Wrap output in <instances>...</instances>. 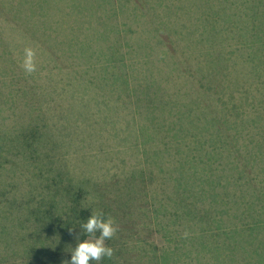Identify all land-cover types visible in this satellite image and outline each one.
<instances>
[{"label":"rangeland","instance_id":"1","mask_svg":"<svg viewBox=\"0 0 264 264\" xmlns=\"http://www.w3.org/2000/svg\"><path fill=\"white\" fill-rule=\"evenodd\" d=\"M44 1H49L48 6L53 9L49 10L45 5L47 11H43L40 9L43 4H40L35 11L27 0H0V51L12 52L16 54V58L17 53L25 51V46L27 47L25 40L28 30L34 28L39 31L47 21L60 22L58 27L60 36L71 41V36L76 34L89 38L108 32L115 20L123 21L125 18V15L118 19L109 17V12L116 16L117 8L121 6L119 0H115L117 8L115 6L111 8L109 4L98 9L92 4L100 3L101 0ZM143 1H147L145 8L150 10L145 19L154 20L160 9L154 11V7L148 4L153 0ZM251 3L252 0H235L229 21L226 22L227 27L222 33H216L215 37L221 38L224 42L233 41L237 31L245 30L248 31L247 35L253 33L257 35L255 29L253 31L246 28L247 21L253 19V16L256 17L255 12H250ZM107 10L109 12L105 15ZM79 17L85 20L80 22L84 24L80 30L72 26L77 24ZM131 19L136 22L135 19ZM186 19L183 12L176 14V20ZM80 23L77 24L78 27ZM136 24L142 27L140 23ZM52 25L46 27L43 33H47ZM86 27L90 29H84ZM36 35L43 36L41 33ZM217 38L213 39L215 47L221 49L224 47L227 50L236 48V42L219 43ZM40 40L43 48L41 54L44 58L42 61L46 63V67L55 66L53 61L57 59L63 72L70 78L75 76L77 69L79 77L84 74L90 80L82 79L83 84H78L58 75V78L53 77L55 82L46 83L42 76L46 75L47 69L45 70L42 62L37 70L28 74L34 86L28 89L25 84L14 81L17 77L15 74L24 70H18L14 60L12 64L7 65L0 57V207L3 206L6 210L12 207L14 201L21 203L31 199H34L35 203L40 192H49L45 185H41L44 179L38 180L40 186L34 182L40 176L60 175L85 181L97 178L102 186H107L118 193L120 190L128 192L126 188L131 179L128 177L140 172L141 178L135 174L139 177L137 186L139 191L143 192L142 178L147 181L146 192H149L147 193L149 201L134 211L135 215L147 213L145 224L140 223L136 226L143 229L145 235L138 236V239H119L120 245L115 248L122 251L119 257L124 259L125 264H164L163 261L154 260L156 257L159 260L161 254V251H156L155 246L164 248L176 245V241L168 240L164 232L156 231L158 226L155 218L149 219L150 214L154 215L152 192L156 193L158 205L168 208L166 216L168 223L171 220H183L185 225L205 228L226 224L227 214L231 215L233 205L242 193L229 192L233 175L230 163L224 161L222 170L216 159L217 168L204 176L203 187L206 180L211 183L208 185L213 192H173L176 190V183L156 166L155 158L158 156L148 157L142 154L139 142L145 138L149 142L146 143L147 147L156 151L164 144L184 147L187 133L190 131H217V112L222 116V113L216 111L218 97L214 92H218V89L205 77L206 66L203 62L200 65V55H203V52L198 42L194 43L181 36L183 54L179 55V46L176 44L178 60H175L171 71L177 79L169 77L167 82L150 83L148 89L152 95L143 99L126 95L124 89L117 87L118 83H122L119 80L116 83V80L106 79L103 75L93 80L94 78L88 75L87 72L93 73L95 62L100 61L96 58L92 46L87 52V57L78 55L76 61L74 54L76 45L70 46L63 41L56 45L50 39L41 37ZM180 47L182 48L181 44ZM261 48L264 51V44ZM34 59L39 63L37 57ZM80 60L83 61L82 65L79 64ZM99 65H102L101 61ZM241 66L239 62L238 68ZM231 67L233 70L229 71L235 82V86L231 87L232 94L239 100L248 98L246 123H249L247 125L252 132L260 133V129L264 130V86L257 78L263 77L264 82V76H253L251 72L241 69L234 71L233 63ZM216 70L214 68L213 72ZM262 70L264 71V65L258 68V72L261 73ZM70 71L71 74H68ZM97 72L100 73L99 69ZM64 80L69 84L63 83L66 82ZM92 84L102 86L103 89L97 86L93 87L94 90L87 89L93 86ZM162 112L168 117V126L165 129L158 126L159 122H166ZM138 116L149 128V131L145 129L144 134L138 129ZM235 120L236 116L233 118V121ZM32 133H36L39 138L28 139L27 136ZM236 139L235 134L231 138V144L235 148ZM220 156L219 152V159ZM262 163L258 167L259 170L264 168V161ZM165 165L177 169L175 163L166 161ZM151 172H154V178ZM251 175L256 186L263 188L264 179H260V174ZM115 179L119 181L114 182ZM221 185L222 191L216 192ZM13 188H16L15 192H10L9 190ZM115 199L110 197L106 202L112 200L114 206L121 207L124 202ZM83 200L87 208L92 205L90 196L86 195ZM99 200L97 197V202ZM259 206H263V201ZM120 214L122 215V207ZM134 217L127 219L121 216V221L116 226L122 227L123 230H131L133 229L131 219ZM16 222L13 216L5 220L4 215H0V226L8 223L9 227L13 228ZM162 229L173 228L167 225V228ZM46 240L47 237L42 235L41 241ZM7 254V245H0V260L3 261ZM127 259H131L132 262Z\"/></svg>","mask_w":264,"mask_h":264},{"label":"trees","instance_id":"2","mask_svg":"<svg viewBox=\"0 0 264 264\" xmlns=\"http://www.w3.org/2000/svg\"><path fill=\"white\" fill-rule=\"evenodd\" d=\"M27 2L33 5L35 11L40 4H43L40 9L47 11L45 5L49 4V1L44 0H27ZM119 2L120 8L115 6V0L112 2L101 0L100 3L92 4L96 9L109 4L111 8L115 6L116 16L110 14L108 10L105 12V15L109 12V17L118 19L125 15L123 21L115 20L110 25V30L100 35H92L88 38L76 34L71 36L70 41L60 36L58 28L60 22L55 23V20L47 21L39 31L30 28L29 33L26 34L27 47L25 48L31 49L34 52V58L39 59V63L34 59V63L38 64H35L36 70L43 62L47 71L45 76H41L46 83L55 82L53 77L58 78L60 75L67 77L70 81L83 84L82 79L85 81L90 79H87L84 74L79 77L77 69L75 76L70 78L63 72L57 59L53 61L55 66L47 65L46 67V63L42 61L44 58L41 54L43 48L40 45V37L48 38L56 45L62 41L70 46L76 45L74 48L76 61L78 55L87 57V52L92 46L96 58L102 63L100 66V61H96L93 73L87 72L94 78L93 80L102 75L106 79L116 80V83L119 80L122 83H118L117 87L124 89L126 95L147 99L152 95L148 89L150 83L167 82L169 77L177 79L171 71L175 60H178L176 44L179 46V55L183 54L181 36L194 43L198 42L203 52L199 62L200 65L203 62L206 66L205 77L218 89V92H214L218 97L216 111L222 113V116H219L217 112V131H190L187 133L184 147H171L164 144L156 151L148 148L146 143L149 142L142 138L139 141L142 154L148 157L158 156L155 158L156 166L176 183V190L173 192H213L209 189L211 183L206 180L203 187V178L217 168L216 159L222 170H224L223 162L227 161L231 164L233 173L229 192L242 193L234 203L231 215L227 214L225 225L205 228L185 225L183 220H171L168 223L166 220L168 208L160 207L156 193L152 192L154 215L150 214L149 219H156L159 227H156V231L164 232L168 240L176 241L173 247L155 246L156 251H161V254L159 260L158 257L154 260L163 261L164 264H264V187H257L251 175L257 173L260 174V179H264V168L258 169L264 161V130L260 129V133H254L248 128L249 123H246L248 98L239 100L232 94L231 87L235 86V82L234 76L229 71L233 70L231 69V63H233L234 71L241 69V71L251 72L253 76H264L263 70L261 73L258 72V68L264 65L262 63L264 51L261 48L264 44L262 41L264 0H252L250 12H255L256 17L253 16V19L246 23V28L253 31L255 29L257 35L254 33L247 35L248 31L246 32L244 28L242 30L245 31H237L233 41L226 40L229 44L236 42V48L233 50L215 47L213 39L217 38L216 33H222L227 27L226 22L229 21L235 0H153L148 4L154 7V11L160 9L154 20L153 18L145 19L150 11L146 10L147 7L145 8L147 1L119 0ZM47 9L53 8L48 6ZM179 12H183L184 18L187 19L176 20V14ZM131 18L142 27H138ZM83 21H85L84 18L79 17L76 23ZM51 24L53 25L48 28V32L43 33L44 29ZM77 24L72 26L78 30L84 27L82 23L80 27ZM84 29H90V27ZM37 33L43 36L39 37ZM217 40L219 43H227L221 41V38ZM15 55L12 52L0 51V57L6 61L7 65L12 64L14 60L18 70H24L21 62L24 61L25 51L17 53L16 58ZM239 62L242 64L240 68H238ZM79 64L82 65L83 61L80 60ZM214 68L217 69L215 72H213ZM71 69L73 70V67ZM67 73L71 74V71ZM15 75H17L15 82L25 84L28 89L34 87L25 71H19ZM262 78L257 79L264 86ZM129 83L131 84L128 86ZM92 85L87 89L94 90L93 87L96 86L103 89L102 86ZM81 88L84 87L81 86ZM162 113L166 122H159L158 126L165 129L168 126V117L165 112ZM234 116H236L235 121H233ZM137 119L141 134L145 133V129L149 131L143 119L139 116ZM235 134L237 148L231 144V138ZM27 138L34 140L39 137L36 133H32ZM166 161L177 164V169H172L170 165L166 166ZM135 174L141 178L140 172L133 173L132 177H128L131 178L126 188L128 192L120 190L118 193L108 189L107 186H102L97 178L85 181L71 177L64 178L60 175L40 176L34 182L40 186L41 183L38 180L44 179L41 185H45L49 192H40L35 203H33L34 199H31L21 203L14 201L12 207L6 210L3 206L0 207V215H4L5 220L10 216L17 220L13 228H10L8 223L0 226V245H7L8 251L3 261L0 260V264H66L68 253L80 240L86 238L80 225L94 212H102L106 218H112L116 227L114 236L105 241L106 245L113 249V256L104 258L99 264H125L124 259L119 257L122 251H117L115 247L120 245V238L143 237L144 230L136 226L140 223L145 224L147 220V213L141 212L135 215L134 210L142 208L143 204L149 201L147 196L149 192H146L147 181L142 178L144 191H139L137 186L139 177ZM151 176L154 178V172H151ZM15 190L16 188H13L9 191L15 192ZM221 191L222 185L216 192ZM86 195L93 201L89 208L83 200ZM97 197L100 199L99 202ZM110 197L124 202L121 205L122 215L120 206H114L112 200L106 202V199ZM261 201L263 206L260 207ZM121 216L127 219L136 216L131 219L133 229L123 230L122 227L116 226L121 221ZM117 218L118 220H114ZM167 225L173 229H162L167 228ZM69 229L72 231L70 232ZM42 235L47 237L45 242L41 241ZM127 260L132 262L131 259Z\"/></svg>","mask_w":264,"mask_h":264},{"label":"clouds","instance_id":"3","mask_svg":"<svg viewBox=\"0 0 264 264\" xmlns=\"http://www.w3.org/2000/svg\"><path fill=\"white\" fill-rule=\"evenodd\" d=\"M22 66L28 74L36 70L34 52L31 49H25ZM80 227L86 238L80 240L68 253L66 264H92V262L99 264L104 258L113 256V249L105 243L116 232L114 221L111 218H106L102 212H94ZM69 231L72 230L69 229Z\"/></svg>","mask_w":264,"mask_h":264}]
</instances>
